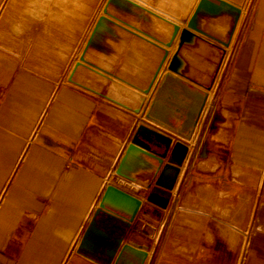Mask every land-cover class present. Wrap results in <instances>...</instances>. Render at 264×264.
<instances>
[{
  "label": "crops",
  "instance_id": "0c3cea01",
  "mask_svg": "<svg viewBox=\"0 0 264 264\" xmlns=\"http://www.w3.org/2000/svg\"><path fill=\"white\" fill-rule=\"evenodd\" d=\"M228 1L241 8L230 44L198 33L180 51L181 75L209 97L192 138L174 136L188 152L167 190L115 172L139 122L168 131L134 109L161 76L154 60L106 63L125 104L69 80L106 0H0V264H107L80 243L108 184L142 199L126 240L144 264H264V0Z\"/></svg>",
  "mask_w": 264,
  "mask_h": 264
},
{
  "label": "water",
  "instance_id": "95a60500",
  "mask_svg": "<svg viewBox=\"0 0 264 264\" xmlns=\"http://www.w3.org/2000/svg\"><path fill=\"white\" fill-rule=\"evenodd\" d=\"M154 1L157 0H106L69 80L125 104L111 84L116 75L106 68V63L128 67V58L138 55L154 60V76H161L154 88L152 83L137 91L140 103L134 109L143 110L144 118L168 131L139 122L115 172L136 182L138 175L151 173L156 178L155 185L172 190L188 152V144L178 138L174 141V136L192 138L209 97L208 90L181 75V48L198 33L229 45L241 8L228 0H195L182 11L178 5H160ZM152 9L176 20L163 18ZM221 19L228 22L223 27L218 24ZM213 26L220 29L224 38L209 32ZM174 46V54L170 56ZM151 91V98L143 109ZM167 170H173L174 175L169 182H164ZM152 183L146 188H151ZM131 190L162 207L169 203L156 190L149 194L138 186H132ZM141 204V198L108 184L80 246L99 255L107 264H144L148 251L126 240Z\"/></svg>",
  "mask_w": 264,
  "mask_h": 264
},
{
  "label": "built area",
  "instance_id": "2783aa9c",
  "mask_svg": "<svg viewBox=\"0 0 264 264\" xmlns=\"http://www.w3.org/2000/svg\"><path fill=\"white\" fill-rule=\"evenodd\" d=\"M247 244H248V236H246L245 241H244V244H243L244 253H245V248L247 247ZM244 253H243V255H244Z\"/></svg>",
  "mask_w": 264,
  "mask_h": 264
},
{
  "label": "rangeland",
  "instance_id": "374dc122",
  "mask_svg": "<svg viewBox=\"0 0 264 264\" xmlns=\"http://www.w3.org/2000/svg\"><path fill=\"white\" fill-rule=\"evenodd\" d=\"M43 1V0H42ZM49 2H53V0H49ZM42 7H44V6H42Z\"/></svg>",
  "mask_w": 264,
  "mask_h": 264
},
{
  "label": "bare ground",
  "instance_id": "6f19581e",
  "mask_svg": "<svg viewBox=\"0 0 264 264\" xmlns=\"http://www.w3.org/2000/svg\"><path fill=\"white\" fill-rule=\"evenodd\" d=\"M173 54H174V53H173ZM173 54H172V55H173Z\"/></svg>",
  "mask_w": 264,
  "mask_h": 264
}]
</instances>
